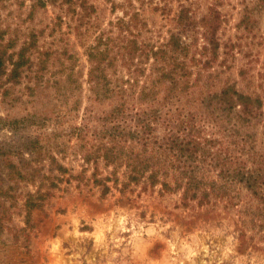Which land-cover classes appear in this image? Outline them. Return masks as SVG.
I'll list each match as a JSON object with an SVG mask.
<instances>
[{"label": "rangeland", "instance_id": "1", "mask_svg": "<svg viewBox=\"0 0 264 264\" xmlns=\"http://www.w3.org/2000/svg\"><path fill=\"white\" fill-rule=\"evenodd\" d=\"M115 1L139 11L143 24L135 31L143 45H163L179 29V18L187 20L185 40L199 59L192 66L196 86L189 98L167 99L174 108L195 110L199 103L194 98L227 83L262 96L263 116L256 130L264 152V1ZM122 15V7L113 9L107 0H47L45 5L40 0H0V51L17 58V51L28 47L31 59L19 81L0 77V264H264V199L243 184L202 201L184 200L182 189L164 191L160 183L153 186L145 179L131 183L123 167L117 171L118 188L103 195L94 184L95 164L86 163L83 155L94 143L95 117L122 98L96 100L87 50ZM211 21L219 42L215 58L206 38ZM144 61L146 74L138 84L131 66L140 61L118 62L108 72L113 85L133 84L135 94L142 85L155 84L159 107L165 84L152 81L153 59ZM6 65L9 71L12 65ZM86 117L92 127L87 140L69 137L71 127ZM37 138L80 177L55 179L59 186L51 189L44 208L28 214L25 201L36 187L11 177L6 158L29 168L34 153L23 147L18 154L16 149ZM49 162L43 172L58 174L49 170ZM99 168L100 177H115L114 167L102 159Z\"/></svg>", "mask_w": 264, "mask_h": 264}, {"label": "trees", "instance_id": "2", "mask_svg": "<svg viewBox=\"0 0 264 264\" xmlns=\"http://www.w3.org/2000/svg\"><path fill=\"white\" fill-rule=\"evenodd\" d=\"M40 1L42 5L47 3V0ZM107 1L113 4V9L121 6L123 15L111 21L108 32L99 33L95 44L88 48V80L96 100L119 95L122 101L95 117L98 124L94 125L92 133L94 143L83 155L86 163L95 164L92 173L94 184L102 188L103 195L112 187L118 188L120 179L117 171L123 167L131 183L145 179L153 186L160 183L164 191L182 189L183 199L188 201L207 200L211 193L219 195L234 184H243L256 197L264 199V152L258 148L256 130L263 116L262 96L245 93L236 84L227 83L218 91H204L198 100L194 98L199 103L193 101L195 110L186 111L181 106L174 108L167 99L174 96L181 100L182 95L189 98L196 86V82L191 81L192 66L199 59L191 52L192 43L185 40L187 20L179 18V29L173 31L163 45L147 46L138 40L135 31L139 22L143 24L139 11H130L128 5L115 0ZM208 27L211 31L206 38L212 45L215 58L219 42L215 38L212 21ZM27 51L28 47L19 49L17 58L13 57L14 54L6 58V51H0V77L7 74L8 79L19 81L23 68L31 61ZM149 58L155 65L151 71L152 81L165 84L166 94L159 101V107L155 105V84H144L135 94L133 84L130 88L121 83L113 85L108 72L111 67L116 69L118 62L133 65L136 60L140 61L135 68L131 66L133 82L136 80L138 84L139 76L146 74L144 60ZM8 61L12 65L9 71ZM131 81L129 77L127 82ZM146 103L150 106L139 107V104ZM88 118L71 127L69 137L87 140L86 134L92 128ZM23 147L34 153L33 159L27 161L29 168L23 169L12 163L9 157L6 158V166L11 177L16 176L19 181L36 187L35 192L28 193L25 201L28 214H31L34 209L44 208L45 201L52 195L51 189L59 186L55 179L71 182L80 176L70 173L40 138L18 147V154ZM100 159L105 165L114 167L111 174L115 177L99 176ZM46 160H50L49 170L58 174L43 172ZM21 161L24 165V160ZM110 181L113 186L109 185Z\"/></svg>", "mask_w": 264, "mask_h": 264}]
</instances>
